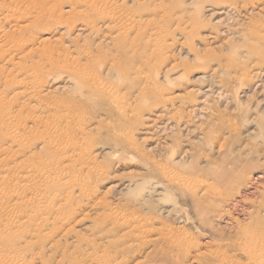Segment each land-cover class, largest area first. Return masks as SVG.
<instances>
[{"label": "rangeland", "instance_id": "obj_1", "mask_svg": "<svg viewBox=\"0 0 264 264\" xmlns=\"http://www.w3.org/2000/svg\"><path fill=\"white\" fill-rule=\"evenodd\" d=\"M0 8L1 264L11 261L7 249L42 256L29 264H175L167 255L192 242L189 264L201 251L247 245L264 224V0H0ZM114 11L134 13L122 49L113 41L121 25L103 18ZM115 57L133 67L129 75L108 70ZM94 62L101 74L87 80L114 82L127 96L126 128L110 100L118 92L79 84L78 68ZM152 78L164 89L158 104L141 98ZM15 130L26 138L13 140ZM197 177L220 190L194 191ZM111 228L106 238L132 237L108 247L101 234Z\"/></svg>", "mask_w": 264, "mask_h": 264}, {"label": "bare ground", "instance_id": "obj_2", "mask_svg": "<svg viewBox=\"0 0 264 264\" xmlns=\"http://www.w3.org/2000/svg\"><path fill=\"white\" fill-rule=\"evenodd\" d=\"M12 1V0H11ZM81 1V0H80ZM35 2V1H34ZM92 2V0H91ZM22 3V2H21ZM86 3V2H85ZM17 4V3H15ZM88 4H90V2L88 1ZM10 5V4H9ZM109 5V4H108ZM16 6V5H15ZM14 6V7H15ZM103 6V5H102ZM4 7V6H3ZM12 7V6H11ZM60 7V6H59ZM10 8V7H9ZM106 8V7H105ZM108 8V7H107ZM1 9V8H0ZM113 10V9H112ZM10 11V10H9ZM14 12V11H13ZM107 12V11H106ZM117 11H114L112 14L108 15V16H103V18H107L109 19L111 22L112 21H117L119 22V25H121V27L119 28V32L113 36L114 40L113 41H116V45L118 46L119 49H122L123 48V42H122V37L128 35L132 30V24H133V20H134V13H130V12H127V14L123 15V14H120L118 13L117 15ZM222 13V12H221ZM220 13V14H221ZM9 16V14H8ZM4 17V16H3ZM12 17V16H11ZM6 18V17H5ZM4 18V19H5ZM8 18V17H7ZM16 19V18H15ZM10 20V19H9ZM15 21V20H14ZM148 21V20H147ZM116 23V22H115ZM114 23V24H115ZM118 25V24H117ZM83 26V25H82ZM153 32V31H152ZM263 32V31H262ZM159 35V34H158ZM259 35V38L261 40L264 41V34H260L258 33ZM6 41V40H5ZM5 41L3 42V44H5ZM14 41V40H13ZM11 42V41H10ZM2 43V42H1ZM7 44V43H6ZM5 44V45H6ZM10 44V43H9ZM18 44V43H17ZM2 46V44H1ZM2 48V47H0ZM3 49V48H2ZM1 49V51H2ZM6 49V48H5ZM7 50V49H6ZM9 50V49H8ZM4 51V49H3ZM7 52V51H6ZM6 52H3V54L5 53L6 55ZM9 52V51H8ZM15 52V51H14ZM10 54V52L8 53ZM88 56V55H87ZM90 54H89V58H90ZM110 59V58H109ZM11 60V59H10ZM9 60V61H10ZM101 59H98L96 61H100ZM112 61H110V64L109 66L107 65L108 70L109 71H113V73L115 72L117 75H121L122 77L124 76H127L129 75V73L131 72V69H133V67L130 65V64H127V63H124L122 61H119L116 57L114 59H111ZM166 60V59H165ZM7 61V60H6ZM91 61H95V58H92ZM90 61V62H91ZM18 63H16L17 65ZM20 64V63H19ZM103 63H101L100 65L98 66H95V62L92 66H90V63L85 64V65H82L80 66L77 70V75H78V79H79V84L82 86V87H94L95 89H102L103 91H105V89L109 90V93H115V92H118L117 95L115 96H110V100L112 102V105L114 107V110L115 112L117 113L118 117H117V120H120L119 122V125H121V127H127L126 125V120H127V114L128 112L132 111V107L130 105V103L128 102L127 100V96H125L123 93L120 94V89H121V85H117L115 84L114 82H110V84H108L107 81L105 80H102L100 78L98 79H94V80H87V77L89 75V73H91V75H93L94 73L96 74V76H100L101 74V71H102V65ZM106 66V65H105ZM141 68V67H140ZM107 70V68H106ZM143 70V69H142ZM28 71V69H27ZM108 72V71H107ZM182 72V71H181ZM1 73V71H0ZM3 73V72H2ZM180 74V73H179ZM184 74V73H183ZM4 75V74H3ZM31 75V74H30ZM110 76V75H108ZM112 76V75H111ZM93 77V76H92ZM115 77V76H114ZM117 77V76H116ZM151 77V76H150ZM24 78H25V75H24ZM33 79H35L34 77H32ZM32 78H31V81H32ZM95 78V77H94ZM119 78V77H117ZM27 79V78H25ZM30 79V78H29ZM6 80V79H5ZM4 80V81H5ZM8 80V79H7ZM11 80V79H10ZM25 81H28L25 80ZM30 81V82H31ZM117 81V79L115 80ZM120 81V80H119ZM146 81V80H145ZM6 82V81H5ZM35 82V81H34ZM21 83V82H20ZM26 83V82H25ZM32 83V82H31ZM150 85H148L142 92H141V98H142V101H145V100H148L149 98H154L155 97V101L157 102L156 104H158L160 102V98L163 96L164 94V89H162L160 86L158 85H155L154 84V78L151 79V81L149 82ZM145 84V82H144ZM33 85V83H32ZM18 86V85H17ZM144 86V85H143ZM141 85V87H143ZM141 87H140V90H141ZM26 89V87H25ZM30 89V88H29ZM28 89V90H29ZM93 91H95L94 89H92ZM23 91V90H22ZM27 91V90H26ZM40 91V90H39ZM136 92V91H135ZM138 92V91H137ZM211 92V91H210ZM35 93V92H33ZM139 95H140V92H138ZM21 94V93H20ZM25 94L27 95V97L25 95H23L22 97H26L27 98V101L29 102V100L32 98V94L31 95H28L30 94L29 92H25ZM137 94V93H136ZM165 96H170V95H165ZM36 97V96H35ZM34 97V98H35ZM25 98V99H26ZM40 98V97H39ZM164 100H167V99H164ZM38 102V101H37ZM25 103H27L25 101ZM39 103V102H38ZM41 103V102H40ZM28 104V103H27ZM33 104V103H32ZM36 104V103H35ZM134 104V103H133ZM30 106V105H29ZM134 106V105H133ZM43 108V106H42ZM51 111V110H50ZM136 112V111H135ZM44 114V113H43ZM56 114V113H54ZM59 113L57 112V115ZM39 115V114H38ZM48 115V114H47ZM52 115V114H51ZM7 116V115H6ZM50 116V115H49ZM37 116H35L36 118ZM39 117H41L39 115ZM56 117V116H55ZM54 117V118H55ZM165 117V116H164ZM72 118V117H71ZM33 119V118H32ZM42 119V118H41ZM40 119V120H41ZM68 119V118H67ZM61 120V119H60ZM64 120V118H63ZM70 120V119H69ZM32 121V120H31ZM66 121V120H65ZM40 122V121H39ZM68 122V121H67ZM154 122V121H153ZM157 122V121H156ZM34 123L36 124L37 122L34 121ZM155 123V122H154ZM61 124V123H60ZM67 124V123H66ZM166 124V123H165ZM62 125V124H61ZM69 125V124H68ZM149 125V124H148ZM160 127V126H159ZM54 128V127H53ZM63 128V127H62ZM82 130V128H81ZM86 130V129H85ZM157 130V129H156ZM155 131V130H154ZM15 133L13 134V140L15 141H22V139L26 136H24V134L22 133V130L21 131H17L16 130L14 131ZM62 132V129L59 130V128L57 129V133H61ZM83 132H84V129H83ZM158 133V132H157ZM127 138L131 140V138H133L132 136V133L131 131H128L127 132ZM259 137V136H258ZM260 139V138H259ZM25 140V139H24ZM66 140V139H65ZM78 141L79 140H73L71 139V141L69 143H66L68 144L67 146H75V145H78ZM68 142V141H66ZM54 144V143H53ZM57 145V144H56ZM79 146V145H78ZM64 147V146H63ZM83 148V146H82ZM79 149V148H78ZM72 150V149H71ZM68 151V150H67ZM73 151V150H72ZM79 151V154L81 153L80 150ZM77 151V152H78ZM187 151V150H186ZM71 152V151H70ZM69 154H73V153H70ZM76 153V152H75ZM82 154V153H81ZM74 155V154H73ZM78 155V154H77ZM76 156V155H75ZM80 156V155H79ZM78 156V157H79ZM71 156H69V160H71ZM74 158V157H73ZM91 158V157H90ZM88 158V159H90ZM76 159V157H75ZM73 159V161L75 160ZM68 160V159H67ZM66 160V161H67ZM78 160V159H77ZM87 160V159H86ZM93 160V159H92ZM56 162V161H55ZM72 162V161H71ZM68 163H70L68 161ZM64 164V163H63ZM179 164V163H178ZM181 164V163H180ZM61 166H63L61 164ZM70 165L67 164V167H69ZM84 166V165H83ZM94 166V165H93ZM89 167V166H88ZM91 167V166H90ZM5 167H3V170ZM83 168V167H82ZM86 168V167H85ZM84 169V168H83ZM88 169V168H87ZM93 169V168H92ZM66 170V169H65ZM91 170V168H90ZM8 171V169H7ZM76 171V170H75ZM237 172V171H236ZM240 172V171H239ZM61 173H63L61 171ZM60 173V174H61ZM27 174V173H25ZM66 174V173H65ZM221 174V173H220ZM224 174V173H223ZM241 174V173H240ZM23 175V174H22ZM30 176H32V178H35L37 180H39L41 183L43 184H47V182L45 181V179L42 178L41 175L37 174V172L35 171V173H31ZM63 176V175H62ZM65 176V175H64ZM42 178V179H41ZM222 179V178H221ZM191 180V179H190ZM180 182L184 183V181H186V179H179ZM211 181V180H210ZM236 181V180H235ZM229 182V181H228ZM231 182V181H230ZM73 182H69L65 185V187L67 188H74L75 186L71 185ZM132 183V182H131ZM238 183V182H237ZM187 184H188V181H187ZM190 184L194 187V191L198 192L199 190H201L202 187H207L205 188V191L204 193L206 192H209L210 194H213L217 191L220 190V185H216L214 182H206V181H203L202 179H200L199 177L197 178H194ZM72 186V187H71ZM154 186V185H153ZM232 186V185H231ZM230 186V187H231ZM16 189V187H15ZM230 189V188H229ZM232 189V188H231ZM16 191V190H15ZM156 191V190H155ZM158 193V192H157ZM21 194V193H20ZM159 194V193H158ZM157 194V195H158ZM233 194V193H232ZM201 195V194H200ZM263 197H264V194H263ZM245 199V198H244ZM42 200V199H41ZM60 202V201H59ZM58 202V203H59ZM228 202V201H227ZM49 204V203H47ZM67 204V202H61L59 207L58 208H61L63 209ZM51 205L49 204V206H47V208H49ZM262 207L264 208V199H263V205ZM235 208V207H234ZM56 209V208H55ZM236 209V208H235ZM47 211V210H46ZM237 213V212H236ZM0 215H3V214H0ZM127 216V215H126ZM223 216V214H222ZM138 217V216H137ZM40 218V217H39ZM56 218V217H55ZM139 218V217H138ZM5 219V217H4ZM45 219V217H42L41 218V221H43ZM61 219V218H60ZM241 219V218H240ZM246 219V218H245ZM6 220H8L7 224H14L15 226H18L20 224H17L14 222L13 220V217L7 215L6 216ZM123 219H121L122 221ZM137 220V219H136ZM212 220V219H211ZM21 221V220H20ZM46 221V219H45ZM54 222V221H53ZM139 222V221H138ZM143 222V221H142ZM44 223V222H43ZM42 223V224H43ZM55 223V222H54ZM53 223V224H54ZM227 223V222H226ZM6 224V223H5ZM134 225V224H133ZM136 225V224H135ZM6 226V225H5ZM127 226V225H126ZM142 226V225H141ZM21 228V226H19ZM125 227V226H124ZM134 227V226H133ZM43 228V226L41 227ZM53 228V227H52ZM126 228V227H125ZM135 228H137L135 226ZM169 228V227H168ZM132 229V228H131ZM143 229V228H142ZM7 229L4 227V228H0V235L3 234ZM130 230V229H128ZM114 230L111 228V229H108L104 232H102L101 234V237L103 238H106L107 236H111L113 235L115 232H113ZM123 231V230H122ZM7 232V231H6ZM145 233L147 231H144ZM21 233V232H20ZM26 233H29L26 231ZM32 233V232H31ZM38 233V232H37ZM67 233V232H66ZM198 233V232H197ZM33 234V233H32ZM135 234V233H134ZM133 234V235H134ZM138 234V233H137ZM162 234V233H161ZM121 235V234H120ZM140 235V233H139ZM185 235V234H184ZM189 235V234H188ZM264 235V224L263 223H258L257 221V225L255 226V228L251 231V232H248L247 234V237L249 239V242L247 243V245H243L242 247H238L236 249H232V248H229V247H226V249H217L214 250V251H209L210 254L209 255H206L205 253H202V251L198 254V257L195 258L194 257V260L189 263V264H209L208 260H207V256H210V257H213L215 259V263L214 264H264V238H262V236ZM12 236V239H14L15 241H20L23 237V234H15V235H11ZM130 236L132 237V235L130 234V231H125V232H122V235L120 236V239H114V238H106V243L108 244V247L112 246L114 249H117L119 248L120 246H122L126 239L130 238ZM135 236V235H134ZM138 236V235H137ZM163 236V235H162ZM165 236V235H164ZM183 236V234H182ZM27 237V236H26ZM158 237V235H157ZM179 237V235H178ZM216 237V236H215ZM153 239V238H152ZM162 239V238H161ZM105 241V240H104ZM153 241V240H152ZM156 241V240H155ZM174 241V240H173ZM187 241V239H186ZM158 242V241H157ZM163 243V242H162ZM105 244V243H104ZM205 244V243H204ZM171 245V244H170ZM111 247V248H112ZM112 248V249H113ZM169 248V247H168ZM126 249H129V248H126ZM125 249V250H126ZM135 249V248H134ZM155 249V248H153ZM195 249H197V246L192 243V242H180L179 243V249L176 248V250H171V252L167 255V258H173L175 259V264H188L189 260L191 259V257L194 255V251ZM125 250H123L125 252ZM5 257H10L11 258V261H7V262H4L2 264H29L33 261H36V260H41L42 259V256H35V257H19L18 255H15V251H11V249H7L5 250V253H4ZM239 255H243L242 257H247V260L245 261H241V258L238 257ZM140 256V255H139ZM163 256V255H162ZM200 256V257H199ZM143 257V256H142ZM166 259V258H165ZM155 260V259H154ZM167 260V259H166ZM120 261V260H119ZM111 260H109L108 264H111ZM1 264V263H0Z\"/></svg>", "mask_w": 264, "mask_h": 264}]
</instances>
